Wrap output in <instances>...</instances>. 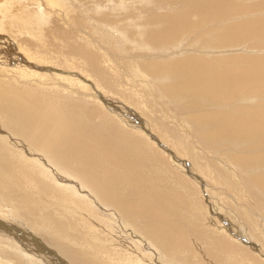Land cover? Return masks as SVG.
<instances>
[{
    "label": "rangeland",
    "instance_id": "374dc122",
    "mask_svg": "<svg viewBox=\"0 0 264 264\" xmlns=\"http://www.w3.org/2000/svg\"><path fill=\"white\" fill-rule=\"evenodd\" d=\"M31 259L264 264V0H0V264Z\"/></svg>",
    "mask_w": 264,
    "mask_h": 264
},
{
    "label": "bare ground",
    "instance_id": "6f19581e",
    "mask_svg": "<svg viewBox=\"0 0 264 264\" xmlns=\"http://www.w3.org/2000/svg\"><path fill=\"white\" fill-rule=\"evenodd\" d=\"M9 2V1H8ZM22 2V1H21ZM47 2V1H46ZM29 3V2H28ZM55 3V2H54ZM4 6V5H3ZM8 7V6H7ZM12 7V6H11ZM8 12H10L9 10H7ZM6 11V12H7ZM20 11V10H19ZM39 12V11H38ZM12 14H14V13H12ZM30 14V13H29ZM22 15V14H21ZM2 25V24H1ZM15 25V24H14ZM35 38V37H34ZM3 41V40H2ZM190 68L192 69V70H194L195 71V73L194 74H198L199 76H202L203 75V73H202V71H201V69H200V67H199V64L198 63H194V62H192L191 63V66H190ZM189 72H191V71H189ZM228 75L231 77V75H230V73H228ZM94 76L97 78V79H99V76H96L95 74H94ZM97 79H95V80H97ZM223 81L224 82H229V79H223ZM206 83H208V82H206ZM205 83V84H206ZM97 84V83H96ZM6 92V91H5ZM6 113V112H5ZM7 115V114H6ZM148 124V123H147ZM136 124L134 123L132 126H135ZM232 125V124H231ZM148 126H150V125H148ZM141 127H144V126H141ZM134 129V128H133ZM138 129V128H137ZM135 130V129H134ZM143 130V129H142ZM145 132V131H144ZM138 133V132H137ZM140 133V132H139ZM159 134V133H158ZM134 140V139H133ZM138 143H134V145L135 146H131L132 147V149L135 151V153L138 155V157H142V155H143V152L146 150L147 152H146V154H145V156L147 157L146 158V163H148V164H150V165H152V160H153V163H154V165H153V168H149L148 169V171H154L153 172V176H155L156 178H157V180L160 178V176L161 175H163V173H164V175L166 174V170L164 171V170H162L161 169V167H159V162H160V159L158 158V155L156 154V153H154L151 149H150V147H149V145L146 143V142H144L142 139H138V140H136ZM156 152V151H155ZM140 159V158H139ZM152 159V160H151ZM141 160V162L143 163V164H145L144 163V160H142V159H140ZM159 161V162H158ZM222 162V161H221ZM195 164V163H194ZM216 180H217V178H216ZM217 183V182H216ZM185 184V183H184ZM223 184V183H222ZM222 187V186H221ZM167 198H168V200L170 201V203H173L174 202V200L172 199V197H170V195H169V187H168V195L166 196ZM242 202V201H241ZM192 203V202H191ZM190 203V204H191ZM188 204H189V201H188ZM187 204V205H188ZM193 204V203H192ZM254 204H255V202H254ZM190 207H192V208H195V204L194 205H189ZM258 206V205H257ZM250 207H252V206H250ZM256 207V206H255ZM254 207V208H255ZM247 210V209H246ZM252 211H254V210H252ZM2 213V212H1ZM15 213V212H14ZM9 221V220H8ZM216 223V222H215ZM2 224V223H1ZM25 228V227H24ZM3 229V228H2ZM127 229V228H126ZM226 230V229H225ZM8 231V230H7ZM222 231H224V230H222ZM17 232V231H16ZM226 232V231H225ZM9 233V232H8ZM7 233V234H8ZM19 233V232H18ZM12 234L16 237V235H15V233L14 232H12ZM109 234V233H108ZM11 235V234H10ZM12 235V236H13ZM29 237V236H28ZM18 239V238H17ZM21 238L19 237V240H20ZM21 241V240H20ZM24 241V240H23ZM15 242V241H14ZM22 242V241H21ZM34 243H36L35 241H34ZM136 243V242H135ZM13 244V243H12ZM37 244V243H36ZM30 245V244H29ZM34 245V244H33ZM133 245V244H132ZM39 246V245H38ZM43 247V246H42ZM140 247V246H139ZM143 247V246H142ZM36 249V248H35ZM44 249H46V248H44ZM186 250V249H185ZM15 251H16V249H15ZM27 251V250H26ZM187 251V250H186ZM12 252H14V251H12ZM251 251H248L247 252V254L249 253V254H251L250 253ZM19 253V252H18ZM20 253H22V252H20ZM36 253H38V251L37 252H35V254ZM139 253V252H138ZM41 254V253H40ZM49 254V253H48ZM131 254H133V253H131ZM128 255V254H127ZM134 255V254H133ZM136 255V254H135ZM121 256V255H120ZM125 257H126V254L124 255ZM128 256H130V255H128ZM20 257H22V256H20ZM124 257V258H125ZM140 257V256H139ZM252 257H254V256H252ZM26 258V257H25ZM24 258V259H25ZM118 258H120L119 256H118ZM121 258L123 259V261H124V258H123V255L121 256ZM22 259V258H21ZM20 259V260H21ZM52 259V258H51ZM117 259V258H116ZM136 259V258H135ZM256 259V258H255ZM27 260V259H26ZM32 260V259H31ZM56 260V259H55ZM54 260V261H55ZM110 260V259H109ZM112 260V259H111ZM114 260V259H113ZM120 260V259H119ZM126 260V259H125ZM254 260V259H253ZM5 261V260H4ZM19 261V260H18ZM39 261H41V260H39ZM44 261V260H43ZM47 261V260H46ZM48 261H51V260H48ZM87 261H88V259H87ZM180 261H182V260H180ZM179 261V262H180ZM235 261V260H234ZM17 262V261H16ZM20 263H21V261H19ZM26 261H22V263L21 264H26V263H28V262H26ZM53 262V261H52ZM122 262V261H121ZM252 262V261H251ZM1 263V262H0ZM3 264H4V262H2ZM15 263V262H14ZM18 263V262H17ZM31 263L32 264H37L35 261H31ZM50 263V262H49ZM48 263V264H49ZM134 263V262H133ZM136 263V262H135ZM5 264H6V262H5ZM9 264H10V262H9ZM11 264H12V262H11ZM41 264H43V263H41ZM52 264V263H51ZM139 264V263H138ZM141 264V263H140ZM147 264V263H146ZM249 264H251V263H249Z\"/></svg>",
    "mask_w": 264,
    "mask_h": 264
}]
</instances>
